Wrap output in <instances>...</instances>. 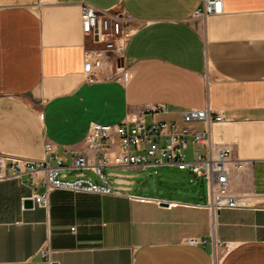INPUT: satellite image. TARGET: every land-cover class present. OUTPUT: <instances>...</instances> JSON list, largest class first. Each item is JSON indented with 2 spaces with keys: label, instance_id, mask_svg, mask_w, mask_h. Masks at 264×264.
Returning a JSON list of instances; mask_svg holds the SVG:
<instances>
[{
  "label": "crops",
  "instance_id": "1",
  "mask_svg": "<svg viewBox=\"0 0 264 264\" xmlns=\"http://www.w3.org/2000/svg\"><path fill=\"white\" fill-rule=\"evenodd\" d=\"M203 2L0 0V156L7 165L45 159L49 142L69 166L88 153L92 124L115 125L148 106L166 111L147 122L201 133L204 123L185 122L182 112L209 108L224 118L211 124L213 143L243 162L229 189L244 204L214 218L206 180L162 165L105 167L117 192L55 189L44 207L34 201L46 192L43 178L35 185L23 173L0 180V264H264V0H222L221 14L195 17ZM84 4L131 16L123 61L104 62L92 77ZM121 67L131 74L126 81L117 80ZM186 152L194 160L205 151ZM87 171L94 174L66 170L64 178L104 184ZM152 172L193 183L141 194L135 179Z\"/></svg>",
  "mask_w": 264,
  "mask_h": 264
},
{
  "label": "built area",
  "instance_id": "2",
  "mask_svg": "<svg viewBox=\"0 0 264 264\" xmlns=\"http://www.w3.org/2000/svg\"><path fill=\"white\" fill-rule=\"evenodd\" d=\"M222 5V0H204L202 6L196 9L194 16L207 18L221 14ZM80 13L84 36L90 41L89 48L85 50L86 73L91 76L93 69L102 68L104 62H122L130 32L131 16L124 13L113 15L101 12L89 4L82 5ZM130 75L128 70L121 67L117 80L126 81ZM165 111L164 105L148 106L137 114L127 115L115 125L92 124L84 141L88 153L74 155L69 166L65 157L60 155L54 157L56 148L49 142L45 143L46 158L43 160L13 159L12 165L9 166L3 156H0V180L20 178L26 173L30 175L32 183L37 185V179L42 177L46 192L35 196L34 201L45 207L49 191L55 189L104 195L117 192L111 186L109 177L103 172L105 167L156 168L169 165L206 180L208 190L206 207L212 211L214 218L223 209L244 207L240 197L229 189L232 170H242L243 162L232 159L230 146L216 145L210 138L211 124L221 122L224 119L222 114L209 108L183 111L185 122L204 123L205 131L201 133L190 132L186 128L177 132L176 126L167 122H147L148 114ZM190 147L204 149L205 152L199 153L194 160H189L186 151ZM66 170H91L104 184H95L81 175L75 180H66L64 178ZM188 243L194 245L198 244V241L190 240Z\"/></svg>",
  "mask_w": 264,
  "mask_h": 264
},
{
  "label": "rangeland",
  "instance_id": "3",
  "mask_svg": "<svg viewBox=\"0 0 264 264\" xmlns=\"http://www.w3.org/2000/svg\"><path fill=\"white\" fill-rule=\"evenodd\" d=\"M109 65H113L115 67L119 66V63L115 61H108ZM104 174L108 175L110 172H113L110 169H103ZM117 173V172H115ZM87 175L91 176L93 180L98 181V178L92 174V172L87 171ZM185 174V173H184ZM178 174H169V175H160V174H155L154 172L151 173L149 177H141L137 178L136 183H137V188H140L141 194H151L155 193L157 191L160 192H167L168 190H172L175 187H181L185 188L188 187V185L192 184L193 181H183L180 178H178Z\"/></svg>",
  "mask_w": 264,
  "mask_h": 264
},
{
  "label": "water",
  "instance_id": "4",
  "mask_svg": "<svg viewBox=\"0 0 264 264\" xmlns=\"http://www.w3.org/2000/svg\"><path fill=\"white\" fill-rule=\"evenodd\" d=\"M167 203H168L167 201H163L162 204L167 206ZM33 204H34V202H33L32 199H27V200L25 201V206L28 207V208L32 207ZM218 213H219V212H218ZM53 264H56V263H53Z\"/></svg>",
  "mask_w": 264,
  "mask_h": 264
}]
</instances>
